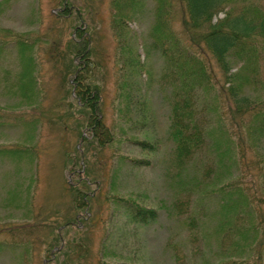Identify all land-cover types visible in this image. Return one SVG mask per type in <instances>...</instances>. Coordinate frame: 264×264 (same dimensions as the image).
I'll use <instances>...</instances> for the list:
<instances>
[{"label":"rangeland","instance_id":"1","mask_svg":"<svg viewBox=\"0 0 264 264\" xmlns=\"http://www.w3.org/2000/svg\"><path fill=\"white\" fill-rule=\"evenodd\" d=\"M152 1L123 40L110 0H0V264H264V141L249 140L250 114L233 108L227 80L204 54L214 83L195 102L204 141L176 157L174 83L165 62L144 51ZM253 1L263 11L264 0ZM18 39L30 50L23 56ZM120 40L146 64L141 131L130 125L135 116L128 124L120 117ZM84 41L112 139L102 146L82 129L79 89L70 88ZM242 66L234 58L230 73ZM255 75L244 96L263 104L264 61ZM142 140L156 151L139 148ZM127 200L156 211V220L129 223Z\"/></svg>","mask_w":264,"mask_h":264},{"label":"trees","instance_id":"2","mask_svg":"<svg viewBox=\"0 0 264 264\" xmlns=\"http://www.w3.org/2000/svg\"><path fill=\"white\" fill-rule=\"evenodd\" d=\"M110 1L113 32L124 40L128 24L146 17L149 0ZM259 6L258 1L255 3L253 0L152 1L153 22L149 30L150 40L144 45V51L147 57L153 53L165 62L169 80L174 83L170 136L176 146L178 159H185L199 150L204 141L194 114L200 89L204 92L203 96L214 90L204 54L215 61L227 80L228 97L233 108L250 114L246 129L249 140L264 141V103L252 104L244 96L246 87L257 80L255 68L264 61V9L262 11ZM221 13L224 17L217 19ZM80 34L79 40H83L84 34ZM15 41L20 55L30 51L24 41ZM118 43L122 64L117 90L118 100L123 106L120 117L123 123L128 124L132 120L131 116H135L137 120L130 122V125L133 123L141 131L147 128L149 118V95L141 88L138 80L146 64L130 43L121 40ZM77 52L75 60L80 58V64H76L74 60L75 72L70 88L79 89L75 98L79 107L84 110L86 119L82 129L99 146L110 144L111 135L101 118L99 88L90 76L95 67H89L91 61L87 42ZM232 58L243 62V66L235 74L230 73ZM26 67L28 68L27 65ZM30 72L22 73L21 77H28ZM135 143L150 153L156 151V147L146 141ZM127 205L129 223L145 227L156 220V211L130 200H127Z\"/></svg>","mask_w":264,"mask_h":264}]
</instances>
